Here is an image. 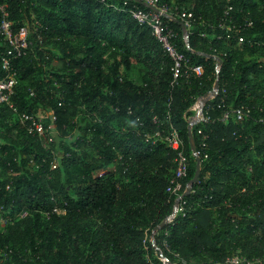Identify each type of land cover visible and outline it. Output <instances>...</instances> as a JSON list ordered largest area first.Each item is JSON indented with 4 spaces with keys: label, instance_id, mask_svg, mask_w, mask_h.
Returning <instances> with one entry per match:
<instances>
[{
    "label": "trees",
    "instance_id": "obj_1",
    "mask_svg": "<svg viewBox=\"0 0 264 264\" xmlns=\"http://www.w3.org/2000/svg\"><path fill=\"white\" fill-rule=\"evenodd\" d=\"M0 2L14 31L26 27L32 43L14 61V101L28 113L42 109L46 127L56 132L45 148V137L29 135L12 111L0 110V223H7L0 227V258L3 253L7 261L0 264H164L145 239L177 199L170 191L177 154L154 137L158 130L167 134L169 124L178 130L188 160L182 191L192 183V193L184 213L160 229L157 246L170 261L178 255L186 262L228 264L236 253L264 258V0H237V11L243 8L256 21L246 29V21H235L244 27L235 38L215 42L212 36L222 32L198 22L192 30L190 45L197 52L208 54L212 43L223 53L221 95L205 110L211 120L193 128L201 155L196 183L198 161L185 116L192 114L195 97L213 88V58L192 55L206 68L204 78L171 92V61L151 31L120 10L123 0ZM223 2L191 6L197 16L214 20ZM241 36L248 41L239 43ZM247 109L243 121L233 114L222 121L226 112ZM153 164L159 173L152 172ZM104 235L114 246L106 259Z\"/></svg>",
    "mask_w": 264,
    "mask_h": 264
},
{
    "label": "built area",
    "instance_id": "obj_2",
    "mask_svg": "<svg viewBox=\"0 0 264 264\" xmlns=\"http://www.w3.org/2000/svg\"><path fill=\"white\" fill-rule=\"evenodd\" d=\"M89 1V0H88ZM92 1V0H91ZM106 3L108 0H94ZM210 1V0H171L170 2H164L162 0H123V6L121 11L128 12L133 20L140 26L148 28L153 37L158 42L163 55L171 61V92L177 87L192 86L200 82L205 74L206 68L202 64H197L192 55L196 54L207 59L213 58L215 61L216 78L215 83L211 91L195 97V103L190 108L191 115L185 116L188 123V133L190 137V144L192 145V151L194 158L200 163L201 167V155L200 152L194 147L193 128L199 123H207L211 120V117L207 116L205 110L209 111L208 105L217 99L221 94L220 88V71L222 69L223 53L219 52L216 47L210 45L209 53H199L190 45V37L195 23L201 24L205 29L212 31L220 30L222 33H215L212 37L215 42H223L224 39L236 37V33L240 28H251L255 25L256 19L250 15L242 14L244 9L241 8L237 11V0H224V6L222 8V15L217 19H205L203 16H197L191 6L193 2ZM222 1V0H221ZM258 0H255L256 4ZM114 7L113 4H110ZM0 41L1 38L6 43V51L0 52V110L7 108L13 112L16 116L20 127L35 137H45L43 142L45 148L50 147V143L54 141L56 134L55 131L48 129L43 119L38 114L28 113L20 110L18 104L14 101V97L17 94L18 75L14 68V61L26 54V50L32 44L29 41V30L26 27L20 28L17 32L14 31V22L11 21L10 13L4 3L0 2ZM211 21H219L217 24H212ZM235 21H246L245 26L237 25ZM184 24V25H182ZM180 27V30H178ZM235 33V34H234ZM205 37V34L202 35ZM248 40L241 36L238 37V42L243 44ZM256 43L249 41V45L252 47ZM258 45V44H257ZM260 45V44H259ZM224 92V91H223ZM30 96L34 97L35 92L31 91ZM172 96L169 99L171 103ZM222 101L224 99L222 98ZM250 113V110L239 111L236 110L232 113L226 112L222 121L227 123L230 116L235 115L237 120L243 121ZM50 112L49 115H52ZM192 120L193 124H189ZM170 122V121H168ZM196 123V124H195ZM147 140H151L152 136L146 135ZM155 138H161L162 142H165L169 148L176 152V171L174 178L171 181L172 186L170 191L176 195L177 199L173 212L163 221V223L154 229L148 231L145 242H149L159 254L160 260L164 264H172L170 259L166 257L163 251L157 246L156 236L159 234L160 229L163 227L173 225L177 217L184 213L186 206V195L192 193V183H188L186 188L182 191L183 180L188 173V160L184 153V142L181 139L179 132L172 124H169V131L167 134H163L161 131H157L154 135ZM153 137V138H154ZM207 158V156H205ZM30 165L36 167L35 161L30 160ZM53 167H56L53 165ZM57 209H54L56 211ZM23 214L22 216H25ZM168 235V232H166ZM148 245L145 247L148 250ZM178 258V255H176ZM184 263L183 260H181ZM228 264H263V257L247 258L239 253L234 254L226 259ZM207 264H211L210 262Z\"/></svg>",
    "mask_w": 264,
    "mask_h": 264
},
{
    "label": "rangeland",
    "instance_id": "obj_3",
    "mask_svg": "<svg viewBox=\"0 0 264 264\" xmlns=\"http://www.w3.org/2000/svg\"><path fill=\"white\" fill-rule=\"evenodd\" d=\"M124 32H125V30L122 32V34H124ZM128 37H129V39L131 38L130 35ZM133 51L135 52V54H140L142 56L145 55V51H140L137 48H134ZM55 65H56V61H55ZM155 70L157 72V67L155 68ZM143 73H144L145 76H147V78L150 77V74H149V71L148 70H146V71L144 70ZM158 79H159L158 76H154L153 82L155 83V86L158 83ZM49 114L50 113H48V115ZM38 115L43 120H45L46 117H47V115L43 112L42 109H40ZM190 121L191 122L189 124H191V123L193 124V122H192L191 119H190ZM48 124L50 125V123H48ZM151 168H152V172H158L159 171V165L158 164H153L151 166ZM115 169H116V165L115 166H112V168L110 169V171H114ZM6 225H7L6 221H2L0 223L1 229H5L6 228ZM96 229H98L100 231L101 230L100 225H97L96 226ZM101 245H102L101 256L103 257V259L112 257L113 256V251H114V246H113L112 240H111V238H110L109 235H104V240L101 242ZM1 256H2V258H0V261L2 263H6L7 260L5 259L3 253H1ZM171 261H172V264H207V263L210 262L208 259H205V258L204 259H201V260L196 259V258H192V259L189 260V262L184 261V263H182V261L179 258H177L176 256L175 257H171ZM132 264H136L135 260L132 261Z\"/></svg>",
    "mask_w": 264,
    "mask_h": 264
},
{
    "label": "water",
    "instance_id": "obj_4",
    "mask_svg": "<svg viewBox=\"0 0 264 264\" xmlns=\"http://www.w3.org/2000/svg\"><path fill=\"white\" fill-rule=\"evenodd\" d=\"M182 25H184V24H182ZM198 169H197V175H196V177H195V179H194V183H196V182H198V180H199V176H200V170H201V167H200V163L198 162Z\"/></svg>",
    "mask_w": 264,
    "mask_h": 264
}]
</instances>
